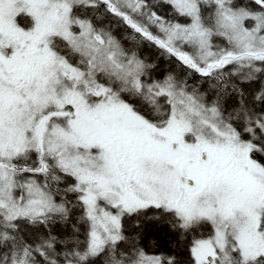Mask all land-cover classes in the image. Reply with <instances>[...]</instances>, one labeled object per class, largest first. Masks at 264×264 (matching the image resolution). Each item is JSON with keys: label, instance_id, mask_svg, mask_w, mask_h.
<instances>
[{"label": "snow or ice", "instance_id": "snow-or-ice-1", "mask_svg": "<svg viewBox=\"0 0 264 264\" xmlns=\"http://www.w3.org/2000/svg\"><path fill=\"white\" fill-rule=\"evenodd\" d=\"M0 264H264V0H0Z\"/></svg>", "mask_w": 264, "mask_h": 264}, {"label": "trees", "instance_id": "trees-1", "mask_svg": "<svg viewBox=\"0 0 264 264\" xmlns=\"http://www.w3.org/2000/svg\"><path fill=\"white\" fill-rule=\"evenodd\" d=\"M144 52L146 53V55L156 59V62L160 65L161 70H166L169 66L175 67L174 63L170 65V62H168L164 57L158 56V53L156 54L154 51L150 52L149 49H146ZM156 237L160 240L161 244V247L158 249V251L167 252L168 246L162 238V235L157 233ZM150 251H156V249H150Z\"/></svg>", "mask_w": 264, "mask_h": 264}, {"label": "flooded vegetation", "instance_id": "flooded-vegetation-1", "mask_svg": "<svg viewBox=\"0 0 264 264\" xmlns=\"http://www.w3.org/2000/svg\"><path fill=\"white\" fill-rule=\"evenodd\" d=\"M146 49L148 50V48H145L144 51H145ZM149 51H150V52L154 51V52L156 53V51H155L154 49H149ZM156 54H157V53H156Z\"/></svg>", "mask_w": 264, "mask_h": 264}, {"label": "rangeland", "instance_id": "rangeland-1", "mask_svg": "<svg viewBox=\"0 0 264 264\" xmlns=\"http://www.w3.org/2000/svg\"><path fill=\"white\" fill-rule=\"evenodd\" d=\"M146 54V53H145Z\"/></svg>", "mask_w": 264, "mask_h": 264}]
</instances>
